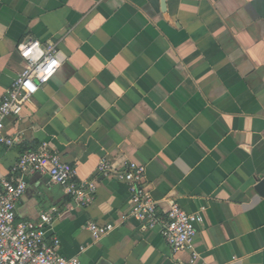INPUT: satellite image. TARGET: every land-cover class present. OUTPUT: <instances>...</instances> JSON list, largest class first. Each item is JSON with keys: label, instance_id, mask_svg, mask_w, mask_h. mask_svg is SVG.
Segmentation results:
<instances>
[{"label": "crops", "instance_id": "obj_1", "mask_svg": "<svg viewBox=\"0 0 264 264\" xmlns=\"http://www.w3.org/2000/svg\"><path fill=\"white\" fill-rule=\"evenodd\" d=\"M30 38L55 44L61 66L6 121L19 139L0 148V174L45 146L96 190L82 206L30 176L19 219L49 215L46 236L81 264H189L157 228L124 219L117 176L138 164L158 213L201 217L193 264H264V0H0V103ZM89 223L112 229L95 238Z\"/></svg>", "mask_w": 264, "mask_h": 264}, {"label": "built area", "instance_id": "obj_2", "mask_svg": "<svg viewBox=\"0 0 264 264\" xmlns=\"http://www.w3.org/2000/svg\"><path fill=\"white\" fill-rule=\"evenodd\" d=\"M17 53L25 68L0 103V148H11L19 138L4 135L7 120H17L40 88L49 83L60 69L57 47L53 43H40L28 39L17 46ZM97 171L104 177L114 172L107 160L98 163ZM146 169L138 164H126L118 174L125 182L130 194V205L126 218L139 222L142 229L157 228L173 253L191 252L189 264L197 259L192 242L196 227L202 223L198 214H188L177 205L164 213H158V205L144 188ZM45 175L54 185L65 189L66 195L82 206L89 205L95 196V183L75 182L74 168L62 161L59 154L42 146L19 155L6 174H0V264H81L78 257L66 258L60 253V242L47 237L45 232L52 223L47 214H40L35 220L19 219L17 208L27 185L28 178ZM88 232L95 238L107 235L112 226L89 223ZM82 250V248H81Z\"/></svg>", "mask_w": 264, "mask_h": 264}]
</instances>
